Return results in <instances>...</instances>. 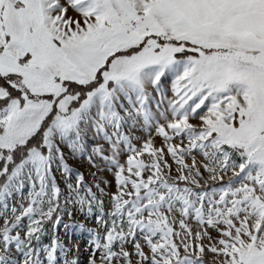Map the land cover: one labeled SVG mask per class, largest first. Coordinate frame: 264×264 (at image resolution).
<instances>
[{"label": "snow or ice", "instance_id": "6c2138e0", "mask_svg": "<svg viewBox=\"0 0 264 264\" xmlns=\"http://www.w3.org/2000/svg\"><path fill=\"white\" fill-rule=\"evenodd\" d=\"M0 264H264V0H0Z\"/></svg>", "mask_w": 264, "mask_h": 264}]
</instances>
